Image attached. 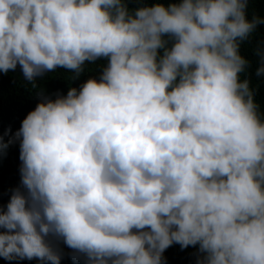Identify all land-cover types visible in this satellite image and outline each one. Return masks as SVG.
<instances>
[{
    "label": "clouds",
    "instance_id": "clouds-1",
    "mask_svg": "<svg viewBox=\"0 0 264 264\" xmlns=\"http://www.w3.org/2000/svg\"><path fill=\"white\" fill-rule=\"evenodd\" d=\"M247 2L0 0V73L19 65L35 88L107 58L0 136L21 161L0 257L60 264L56 238L86 264H164L174 243L198 245L197 264H264V119L239 52L264 17Z\"/></svg>",
    "mask_w": 264,
    "mask_h": 264
},
{
    "label": "trees",
    "instance_id": "trees-1",
    "mask_svg": "<svg viewBox=\"0 0 264 264\" xmlns=\"http://www.w3.org/2000/svg\"><path fill=\"white\" fill-rule=\"evenodd\" d=\"M129 12L142 6L163 4H178L180 0H123ZM246 19L251 20L253 16L264 17V0H248L246 8ZM166 47L170 48L173 41L165 36ZM264 47V24L257 25L250 36L242 41L239 46L240 54L249 61L245 71L240 74V79L247 78L250 81V88L254 89L253 99L258 105V113L264 119V77L255 76V70L259 66L258 52ZM163 49L158 50V58L163 55ZM107 65V58H97L93 62L85 61L83 71L78 78L64 68H56L53 71H45L35 78L36 87L23 78L20 66L17 65L14 71L0 73V136L4 140L19 129L21 121L29 111L34 109L36 104L47 97L54 99L57 94L66 95L70 87L77 88L89 78L99 79L103 68ZM8 131V135H4ZM19 141H15L6 149H0V211L8 202L13 189L20 187L19 168ZM3 231V229H0ZM53 247L60 254V264H86L83 254L76 253L68 248L62 239L53 238ZM197 246H188L181 249L179 244H172L163 252L164 264H197L202 253L197 251ZM0 264H41L40 261L32 260H5L0 257Z\"/></svg>",
    "mask_w": 264,
    "mask_h": 264
}]
</instances>
